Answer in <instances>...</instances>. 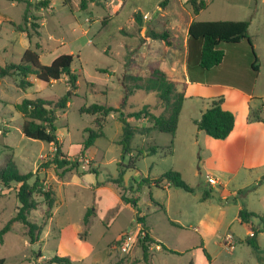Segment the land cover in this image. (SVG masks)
Returning <instances> with one entry per match:
<instances>
[{
    "label": "rangeland",
    "instance_id": "374dc122",
    "mask_svg": "<svg viewBox=\"0 0 264 264\" xmlns=\"http://www.w3.org/2000/svg\"><path fill=\"white\" fill-rule=\"evenodd\" d=\"M39 1L0 0V68L19 63L27 49L36 51L44 65L61 54L73 56L72 71L78 76V88L67 107L57 111L55 125L61 151L69 160L77 161L78 167L59 178L54 165L50 164L54 146L25 137L21 131L22 117L15 109V105L23 99L56 102L68 90L67 78L46 84L30 76L32 86L21 89L16 75L0 77V169L12 159L21 173L34 174L29 184L38 178L43 189H54L57 197L51 220L44 218L46 207L42 198H37L40 205L31 213L30 220L37 224L46 220L37 244L29 245L23 226L12 224L0 243L2 264H46L54 257H67L69 264H205L203 249L213 254L221 250L217 238L210 231L218 218L217 210L223 205L221 199L227 197L231 202V192L241 181L232 177L225 190L219 185L211 187L208 184L207 175L214 172L205 164L207 152L203 143H185L196 131L191 122V117L197 115V105H192L195 101L188 100L184 104L173 141L169 134L157 131L149 135L136 134L130 144L132 152L121 158V114L132 127H150L149 118L138 121L127 116L148 106L153 115L161 113L155 92L133 90L126 94V86L133 87L130 83H122V69H126L129 75L142 76L146 72L143 77H147L151 66L167 60L168 56L173 58L176 70L183 69L184 36L180 30L170 31L174 43L172 49H165L162 42L152 39H149L147 48V45L140 44L142 33L139 30L133 32L127 23L128 14L139 9L143 14L147 13L154 23V30L161 32L163 29L158 25L157 16L162 0H128L121 15L114 19L109 16L108 9L103 8L106 0H103L102 7L96 2L88 5L85 11L79 10L78 0H70L68 5L63 0H51L53 10L36 9L33 5ZM203 1L207 6L198 13L196 22L251 20L258 11L260 15L254 20L260 28L263 27V0ZM248 4L251 7L246 10L244 6ZM168 8V19L174 23L186 22L185 10L192 12L189 5L181 6L178 0H170ZM33 23L38 26V34L32 28ZM147 25L148 22L144 21V32ZM254 26L250 30L252 34H255ZM121 27L127 34H122ZM125 43L138 47V50L123 49L121 44ZM130 63L137 65V72L134 73L137 69L131 68ZM174 79L182 88L184 81L181 75ZM95 103L121 108L105 119L103 137L83 151L82 143L88 135L86 131L94 129L95 116L80 113V109ZM170 145L171 155L163 157L155 154L139 158L135 167L130 168L137 151H144L150 146L166 148ZM170 170L180 173L183 181L194 189L193 193L178 188L164 190L148 181L138 183L146 178L159 179ZM119 171L122 177L116 182ZM223 177V180L227 179L225 175ZM18 187L16 183L8 187L0 183V230L20 206L16 198ZM124 189L129 197L136 199L137 209L147 214L149 227L165 245V249L159 251L149 249L147 262L143 259L139 239L127 254L113 248L121 233L136 228L134 208L121 204L118 199ZM209 190L213 191L212 195L201 201L203 193ZM241 191L246 193L248 190ZM89 209L95 212L88 227H85L83 218ZM213 233L220 236L222 230L218 228ZM252 252L254 257L247 254L246 264H251L252 258H255V252ZM229 254L222 250L215 264H231Z\"/></svg>",
    "mask_w": 264,
    "mask_h": 264
},
{
    "label": "trees",
    "instance_id": "16d2710c",
    "mask_svg": "<svg viewBox=\"0 0 264 264\" xmlns=\"http://www.w3.org/2000/svg\"><path fill=\"white\" fill-rule=\"evenodd\" d=\"M15 2L18 0H8ZM96 0H79L78 8L80 11H85L88 5L94 3ZM70 0H64V4H69ZM31 5L30 2H27ZM51 0H41L36 2L33 6L36 9H49ZM187 4L190 5L192 12L198 14L206 8V4L203 0H187ZM138 21V16H133ZM27 21V18H25ZM250 20L243 21H193L188 28V42L197 47L196 67L201 72L207 71L213 67L220 65L224 59V45L237 44L244 40L250 49L252 57L251 69L254 73L259 71V59L254 49L251 37L248 33ZM20 29V26H17ZM37 24H32V28L36 34ZM23 31V30H22ZM150 38L162 42V44L168 48L172 45L170 36L167 31L163 32H151ZM73 56L71 54H61L56 56L48 65H44L40 62L39 55L36 51L27 49L22 54L19 63H10L3 68H0V77H8L16 75L19 78L18 87L26 89L32 86V82L29 80L30 76H34L39 82L49 84L51 82H58L63 77L67 78L68 90L66 94L59 98L56 102L47 101L44 99H23L15 105L16 111L22 117L21 131L23 135L32 140L42 141L54 146V156L50 164L54 165V170L59 178L72 171V168L78 167V162L75 160H69L66 155L61 151V145L57 137V128L55 125L57 119V111L65 109L69 100L75 95L78 88V76L72 71ZM104 71V70H102ZM122 83H130L133 88L126 86V94H130L133 90H144L146 92H155L158 97V104L161 108L159 115H153L150 107L143 108L142 110L129 114L127 118H134L141 121L144 118H149L150 127H132L126 119L122 116L119 117V121L122 123V135L119 141V145L122 147L121 158L125 154L132 152L130 147L131 141L136 134L149 135L152 131L159 133L169 134L172 139L175 136L180 112L184 102L183 89L179 87L176 82L171 81L166 74L158 68H152L149 71L147 77L124 75ZM183 87V86H182ZM223 97H216L210 100L209 107L201 114L198 120L194 121V125L198 132H204L207 136L216 140L226 139L233 130L235 118L234 115L222 108ZM120 108H114L106 104H91L87 107L80 109V113H85L95 116L93 120L94 129H88L87 137L82 143V150L86 151L90 147L94 146L95 141L103 137L102 131L105 119L110 113L119 112ZM250 118L256 121H260L264 124V117H261L258 112H251ZM172 145V143H171ZM171 145L163 148L160 146H150L144 151H137V155L131 160L130 168L135 167V163L139 158L149 157L155 154L167 157L172 154ZM83 156V155H82ZM119 165V164H118ZM95 173V171H93ZM33 173H21L16 163L9 159L6 165L0 169V183L3 186L8 187L11 183H16L19 187L16 190V198L19 203V208L14 215L0 230V243L2 237L8 233L12 224L20 223L24 229V235L28 239L29 245H34L39 242L40 235L43 231L46 220L51 217L52 210L56 204V195L53 189L44 190L39 183L38 178L29 184V180L33 177ZM122 177V172L119 171V181ZM152 182L154 186L160 187L164 182L168 183L169 187L182 189L185 192L193 193L194 189L188 186L182 179L180 173L177 171H168L163 174L159 179L150 180L148 178L140 180L139 185L143 182ZM211 190L204 192L201 201H205L209 198ZM238 193L242 194L240 190ZM38 197L43 200L46 210L44 213V222L37 224L30 220V215L33 211H36L40 205ZM120 200L134 208L137 223L143 222L144 218L139 217V210L137 209L136 199L129 197L127 191L124 189L120 195ZM94 215L93 210H87L83 223L87 227L89 219ZM238 217L242 222H248L252 217H258L256 214L248 212L242 203V208L238 213ZM263 227L260 230H253L252 235L246 240V243L254 251H258L256 242V236L258 233L264 231V219L261 218ZM142 224V225H143ZM143 229L146 235L143 239H139L141 245L142 256L145 262L149 259V246L155 244L153 238L150 237L147 228ZM117 245L120 241L116 242ZM165 249V246H161ZM171 253L175 251L169 250ZM204 257L210 264L211 259L205 249L202 250ZM40 257V254H36ZM3 260H0L2 264ZM69 264L70 261L67 257H54L46 261V264ZM191 264V263H190Z\"/></svg>",
    "mask_w": 264,
    "mask_h": 264
},
{
    "label": "crops",
    "instance_id": "0c3cea01",
    "mask_svg": "<svg viewBox=\"0 0 264 264\" xmlns=\"http://www.w3.org/2000/svg\"><path fill=\"white\" fill-rule=\"evenodd\" d=\"M127 1L128 0H106L104 2L105 5L103 8L106 10L108 9L109 16L114 19L121 15ZM178 1L181 6L188 5L187 0ZM96 2L99 3L98 5L100 7L103 6V0H96L94 3ZM169 4L170 0H162L160 4L161 6L159 5L160 13L157 16L158 25L163 29L161 32L167 31L168 34H170V31L180 30L182 36H184L182 47L184 51L183 69L179 71L176 70L175 67L177 66L174 64V62H172L173 58L170 59V56H168L167 60L158 64H153L151 67L158 68L163 71L173 82H175L174 78L181 75L184 81L182 89L185 97L181 112L183 110L184 104L188 100L195 101L192 102V105H197V115L195 117H191V122L193 125L194 121L198 120L201 117V114L209 107L210 100L216 97H223L222 108L234 115V127L226 139H212L204 132H198L196 130L195 134L192 132V137L190 140H193L185 141V143L187 144V142H189V144L193 145L195 143L199 145L200 143H203L202 145H204L207 152L205 164L208 165V167H210V169L214 172L207 176H212L217 181V184L215 185L209 184L211 187L219 185L223 190H225L230 184L232 177H237L239 181H241V183H237L235 185V189L231 192V202L227 197H222L221 201H223V205L221 208H219V210H217L216 216L218 218L214 220L215 225L210 230L212 231V235H215L217 238V242L219 243V248L221 250H219L216 254L210 253L209 251L207 252V249L206 252L210 256V264H215L222 250H226L230 253L229 263L246 264L247 254L254 257V254H252V251L254 250L246 243V240L251 236L253 230L262 229L263 223L261 218L264 219V124L260 121L250 118L251 112H258L261 117H264V23H262V28H260V25L256 24L257 20L254 19L260 15L259 12L256 11V14H254L253 18L250 20L248 27L249 36L251 37L254 49L259 59V71L257 73H254L251 69L252 57L249 46L244 40L237 44L224 45L223 62L216 67L201 72V70L198 69L195 64L198 51L197 47H192L193 44L188 42L187 34L189 25L195 21V18L198 16V14H194L193 12L185 10L188 17L186 22H183L182 24L179 22H170L168 19L170 15L168 12ZM250 7L251 6L249 4L244 6L246 10H249ZM50 9L53 10L52 3L50 4ZM134 15L138 16V21L133 18ZM128 16L129 21L127 23L132 27L133 32L134 30H139L140 34L142 33L143 35L140 41L141 46L145 44L147 45L146 47L149 48L147 43L149 42V39H152L150 38V34L151 32H157L154 30V23L151 22L147 13L143 14L139 9L134 11L132 10ZM262 16L264 18V14H262ZM132 20L138 24L136 25L135 22L132 23ZM159 20H163V22L160 23ZM144 21L148 22V25L146 26V32H144L145 30L143 31ZM232 21L242 20L232 19ZM253 26L255 27V34L250 33V30ZM124 31L125 30H123L121 27L122 34H127L126 31ZM170 41L172 45L168 48L165 47V49H172L174 43L172 42L171 38ZM121 47L130 51L138 50V47H133L132 44H121ZM54 58L55 57H53L49 63ZM136 66V64L130 63L131 68L133 67V69H137ZM125 70L126 69L123 68L121 71L122 79L124 75H129L128 71ZM130 71L131 69L129 72ZM137 71L138 69L134 71V73ZM112 73L114 72H111V74ZM145 74L146 72L141 74L142 77L146 76ZM148 74L149 73H147V75ZM130 75L140 76L131 73ZM159 109L162 111L160 107ZM147 119L148 118H144L141 121H146ZM175 138L176 136H174L173 139L171 137V140L173 141ZM215 175L218 177L216 178ZM223 175H225L228 180H223ZM150 184L154 185L153 183ZM160 188L169 190L172 187H169L168 183L164 182L160 185ZM241 189H246L248 191L246 193L240 194L238 191ZM98 191H100V189H98ZM212 192L213 191L211 190L210 196L212 195ZM118 199L120 200V197H118ZM120 203L124 204L122 201H120ZM242 203H244V206L248 212L254 213L258 217H252L248 222H242L238 217V213L242 208ZM93 212L95 211L93 210ZM140 215H143L141 218H144V224L143 222L140 223L143 224L145 228H147V231L150 237L155 241V244H158L160 248L162 245L165 246L161 239L155 235L149 227L147 214L139 210V217ZM52 216L53 214L51 217ZM136 223L137 221L134 218V224L136 225ZM218 228L222 230V234H220V236H218L219 234L213 233L215 230H218ZM227 233H230L235 241V247L232 250H227L222 245L224 235ZM118 238L115 242L119 240ZM256 242L258 251H254L256 256L255 258H252L251 264H264V231L257 234ZM113 248L116 251L119 250L117 244L116 246H113ZM204 248H206L205 244ZM205 264H209L207 260Z\"/></svg>",
    "mask_w": 264,
    "mask_h": 264
},
{
    "label": "built area",
    "instance_id": "2783aa9c",
    "mask_svg": "<svg viewBox=\"0 0 264 264\" xmlns=\"http://www.w3.org/2000/svg\"><path fill=\"white\" fill-rule=\"evenodd\" d=\"M208 184L215 185L217 181L212 176H207ZM146 235V232L143 229L141 223H136L135 230H130L128 232H124L120 235L119 240L120 244L118 248L121 252L129 253L131 249L137 244L138 239H143ZM252 235V234H251ZM222 245L227 250H232L235 247V241L233 236L230 233L224 235L222 240ZM149 249L160 250V246L158 244H152L149 246Z\"/></svg>",
    "mask_w": 264,
    "mask_h": 264
}]
</instances>
